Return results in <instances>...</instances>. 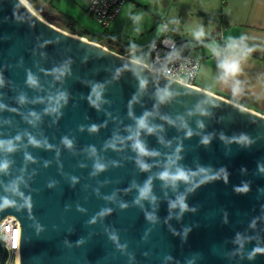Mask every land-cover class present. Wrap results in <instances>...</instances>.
<instances>
[{"label":"water","instance_id":"1","mask_svg":"<svg viewBox=\"0 0 264 264\" xmlns=\"http://www.w3.org/2000/svg\"><path fill=\"white\" fill-rule=\"evenodd\" d=\"M134 61L0 0V222L18 221L16 263L264 264V115ZM178 167L173 188L160 175ZM146 182L155 200L137 202ZM181 195L195 211L177 219Z\"/></svg>","mask_w":264,"mask_h":264},{"label":"crops","instance_id":"2","mask_svg":"<svg viewBox=\"0 0 264 264\" xmlns=\"http://www.w3.org/2000/svg\"><path fill=\"white\" fill-rule=\"evenodd\" d=\"M215 1L212 0L211 2L212 9L207 8L208 5L206 3L204 7L199 9V14H202L205 18L202 22L204 26L210 20L207 11L212 12L214 10ZM118 14L107 29L117 19ZM107 29L103 28L106 31ZM204 30L205 36L202 39L204 42L198 43L192 52L189 49V53L200 62L194 86L264 115V61L261 59L264 53V0H221L218 23L213 25V27L207 23ZM75 33L86 39L94 40L92 35L89 36V34L78 33L77 31ZM168 33L181 39L175 28L171 31L169 26ZM241 35L247 38L245 44L254 50L241 62L242 71L235 78V80L239 81L240 92L233 95L231 89L234 80L228 79L224 81L220 78L221 74L217 68V58L213 56L209 45H215L224 50L229 37L238 38ZM112 36L115 38L112 44L108 45L104 40L98 43L119 54L124 53L128 49H133L135 53V48L128 47V42L122 41L117 36V32L116 34L113 33ZM208 37L212 40L209 41ZM213 38L217 39V41H214L215 39ZM154 39L157 40L156 37ZM154 39L152 40L153 42L155 41ZM183 42L187 43L186 40H183ZM129 58L136 59L131 55ZM140 61L141 63H146L145 61Z\"/></svg>","mask_w":264,"mask_h":264},{"label":"rangeland","instance_id":"3","mask_svg":"<svg viewBox=\"0 0 264 264\" xmlns=\"http://www.w3.org/2000/svg\"><path fill=\"white\" fill-rule=\"evenodd\" d=\"M23 1L41 18L66 32L76 34L77 31L91 36L105 31L86 11L85 0ZM211 2L212 0H124L117 19L107 31L112 34L117 32L122 41L128 42V47L134 44L135 53L131 56L149 63L152 40L160 37L162 31L158 29L162 28V21H166L171 31L175 28L178 36L187 41L186 45L192 52L198 43L204 42L203 37L199 41L195 40L191 35L192 30L201 25L205 28L207 23L211 27L218 23L221 0L215 1L212 12L207 11L210 20L205 26L202 24L205 18L199 14V9L205 3L207 8L212 9ZM136 15L141 16L139 21L133 19Z\"/></svg>","mask_w":264,"mask_h":264},{"label":"built area","instance_id":"4","mask_svg":"<svg viewBox=\"0 0 264 264\" xmlns=\"http://www.w3.org/2000/svg\"><path fill=\"white\" fill-rule=\"evenodd\" d=\"M86 11L99 23L102 28L107 29L110 23L119 13L124 0H85ZM162 31L160 37L151 44V57L149 63H145L148 68L167 78L176 80L186 85L194 86L195 76L199 67V60L190 53L185 52V42H179L176 37L168 33L169 25L162 21ZM175 50L178 55L168 59L170 52ZM133 49H128L121 55L130 57ZM18 221L7 216L0 222V237L4 241L12 261L16 258L18 240Z\"/></svg>","mask_w":264,"mask_h":264},{"label":"clouds","instance_id":"5","mask_svg":"<svg viewBox=\"0 0 264 264\" xmlns=\"http://www.w3.org/2000/svg\"><path fill=\"white\" fill-rule=\"evenodd\" d=\"M135 21H139L141 19L140 15H136L133 18ZM166 29V26L163 28H159L158 31H164ZM192 37L199 41L201 40L202 37L205 36V30L203 26H198L196 29L192 30L191 32ZM247 38L243 35H241L238 38L235 37H229L228 42L225 46L224 50H221L215 45H209V49L212 52L213 56L217 58V68L220 71V78L223 79L224 81H227L228 79H233L234 84L232 87V93L233 95H236L240 92L239 88V81L235 80V78L241 73L242 68H241V62L242 60L246 59L247 56L253 52L252 47H248L245 44V40ZM130 47L135 48L136 46L130 45ZM226 53V54H224ZM178 55V53L173 50L172 52L169 53L168 59H171L172 56ZM136 63H140L141 61L139 59H135ZM31 79V78H30ZM138 127L144 128V120L139 119L138 122ZM93 126V130H94ZM151 131V129H149ZM242 142H246V137H241ZM69 146H71L70 141H65ZM203 143H208L207 138L203 140ZM133 148L134 150L138 153V155L143 156L147 155L148 151L147 149L143 146L142 142L139 141L138 139L134 141L133 143ZM9 151L12 150V147L9 146ZM97 169L102 170L103 165L102 164H97L96 165ZM140 167L142 169H147L148 165L141 162ZM7 168V163L0 164V170L6 169ZM160 178L166 182V184L171 185L173 188L176 187V184L178 181H187L188 176L186 171L183 168H177L174 172L165 170L161 175ZM141 199H151L152 201L155 200L154 196H151V186L150 183L146 182L145 185L139 189V197L137 202ZM179 208V213L177 214V219L180 218V216L188 210L195 211V208L189 209V206L187 203H185V198L184 196H178L177 199L170 201L169 202V208ZM146 218L155 221V216L152 213H146ZM169 218H171V213L169 214Z\"/></svg>","mask_w":264,"mask_h":264},{"label":"trees","instance_id":"6","mask_svg":"<svg viewBox=\"0 0 264 264\" xmlns=\"http://www.w3.org/2000/svg\"><path fill=\"white\" fill-rule=\"evenodd\" d=\"M223 3V2H222ZM92 38H94V40L93 41H96V42H101V41H105V43L107 44L108 43V45L109 44H112V42L114 41V37L112 36V34L110 33V32H108V31H102V32H100V33H97V34H92ZM177 40L179 41V42H183V40H181V39H179V38H177ZM185 52H187V53H189V49H188V47H186L185 46ZM263 61H264V53H263V56H262V58H261Z\"/></svg>","mask_w":264,"mask_h":264},{"label":"bare ground","instance_id":"7","mask_svg":"<svg viewBox=\"0 0 264 264\" xmlns=\"http://www.w3.org/2000/svg\"><path fill=\"white\" fill-rule=\"evenodd\" d=\"M14 262H15L14 264H17V263H16V258H15V261H14Z\"/></svg>","mask_w":264,"mask_h":264}]
</instances>
